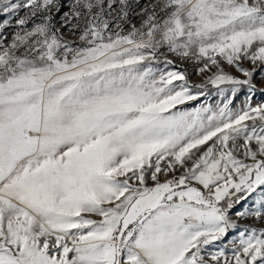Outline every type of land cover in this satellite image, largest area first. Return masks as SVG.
<instances>
[{
	"label": "rangeland",
	"instance_id": "374dc122",
	"mask_svg": "<svg viewBox=\"0 0 264 264\" xmlns=\"http://www.w3.org/2000/svg\"><path fill=\"white\" fill-rule=\"evenodd\" d=\"M106 262L264 264V0H0V264Z\"/></svg>",
	"mask_w": 264,
	"mask_h": 264
},
{
	"label": "crops",
	"instance_id": "0c3cea01",
	"mask_svg": "<svg viewBox=\"0 0 264 264\" xmlns=\"http://www.w3.org/2000/svg\"><path fill=\"white\" fill-rule=\"evenodd\" d=\"M7 181H8V179H7L5 182H7ZM10 199L14 200L13 202L10 201V203H9L11 207H12V206H15L16 209L24 208V205H22L21 202L15 200V198H13V196H11ZM25 207H26V206H25ZM12 208H13V207H12ZM12 208H11L10 210H12ZM26 208H27V207H26ZM43 209H44V210L46 209L45 211L48 212L47 215H49V213H53L54 211L59 212V210H60L59 207H58V205H57V206H54V204L51 205V206H48V207H46V208H43ZM10 224L12 225V224H14V223H13L12 221H10ZM22 224H23V222H22V218H21V219H20V225H22ZM40 224L43 225V226H48V227H50V226H53V225L55 224V222H54L53 219H51V218H49V216H47V218H44L43 220H41ZM15 225H16V223H15ZM105 264H107V262H106Z\"/></svg>",
	"mask_w": 264,
	"mask_h": 264
},
{
	"label": "water",
	"instance_id": "95a60500",
	"mask_svg": "<svg viewBox=\"0 0 264 264\" xmlns=\"http://www.w3.org/2000/svg\"><path fill=\"white\" fill-rule=\"evenodd\" d=\"M155 207H158V205H155Z\"/></svg>",
	"mask_w": 264,
	"mask_h": 264
}]
</instances>
